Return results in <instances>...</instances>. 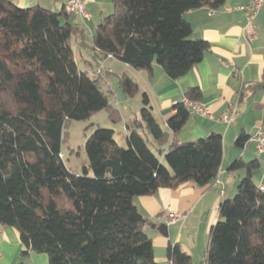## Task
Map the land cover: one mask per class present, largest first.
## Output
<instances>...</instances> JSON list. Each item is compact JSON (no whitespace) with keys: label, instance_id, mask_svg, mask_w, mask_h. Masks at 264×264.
Here are the masks:
<instances>
[{"label":"trees","instance_id":"1","mask_svg":"<svg viewBox=\"0 0 264 264\" xmlns=\"http://www.w3.org/2000/svg\"><path fill=\"white\" fill-rule=\"evenodd\" d=\"M113 3V13L90 37L66 8L54 12L0 0V226L19 232V264L31 252L46 254L49 264H159L145 232L149 220L135 199L188 183L211 187L218 178L223 136L180 141L178 134L192 115L184 102L175 104L164 130L146 93L127 147L118 144L114 130L97 126L85 144L89 166L80 174L65 164L69 122L87 121L103 110L114 123L122 121L99 80L80 69L72 43L90 50L98 67L112 57L152 74L157 63L177 80L210 49L207 41L191 38L186 13L218 10L225 0ZM120 85L128 98L139 93L127 74ZM248 89L264 91V72ZM202 95L200 87H191L184 99L201 102ZM248 140L241 136L236 144L244 147ZM160 148L167 166L157 155ZM258 165L242 159L232 163L231 170L245 169L246 176L235 197L220 205V220L209 234L208 264H264V190L253 179ZM168 258L192 264L178 245L169 247Z\"/></svg>","mask_w":264,"mask_h":264},{"label":"crops","instance_id":"2","mask_svg":"<svg viewBox=\"0 0 264 264\" xmlns=\"http://www.w3.org/2000/svg\"><path fill=\"white\" fill-rule=\"evenodd\" d=\"M10 1L21 8L40 5L61 12L68 0ZM83 1L90 19L84 21L73 17L72 20L81 23L92 35L96 27L113 13L114 3L113 0ZM251 1L225 0L224 6L218 10L203 7L186 13L185 18L193 28L191 38L207 41L210 49L200 63L177 80L170 79L157 63L154 64L152 74L136 70L112 57L104 60L101 65L107 66L106 73L116 76L114 70L119 68L124 71L122 76L127 74L138 83L139 92L148 95L152 112L164 130L168 129L167 121L175 114V104L184 100L189 88L200 87L203 92L201 102L212 106L215 119L191 115L179 132L178 139L188 142L211 133L223 136V162L218 182L215 181L207 188L188 183L178 189H160L155 195L135 199L137 207L149 220L147 235L153 240L155 259L159 264H168L171 245H178L191 258L192 264H199L206 259L211 228L220 220V205L232 198L246 176L245 169L231 170L235 160L257 162L259 165L253 179L257 186L264 185V155L256 151L251 140L259 130L264 129V91L252 92L248 89L251 84L262 80L264 72V8L250 25L245 13L237 9ZM89 63L93 65V62ZM100 68L97 66V71ZM239 91L244 92L243 98ZM117 98L116 104L111 100L110 103L121 114L123 130L128 135L140 113L132 107L134 98H128L120 92ZM231 105H237L238 115L231 124H226L222 118ZM138 108L141 111L142 102ZM114 119H118V116L115 115ZM241 136L249 137L244 147L236 144ZM172 137L162 147L164 150L168 149ZM172 212L186 213L187 219L168 225V236H164L158 230L162 224L157 222L156 217ZM22 249L19 232L12 227L0 226V264H19ZM24 261L25 264H49L46 254L35 252H31Z\"/></svg>","mask_w":264,"mask_h":264},{"label":"rangeland","instance_id":"3","mask_svg":"<svg viewBox=\"0 0 264 264\" xmlns=\"http://www.w3.org/2000/svg\"><path fill=\"white\" fill-rule=\"evenodd\" d=\"M89 36L91 37V32L89 33ZM72 46L74 48L80 69L87 72L89 77L92 79H98L102 91L109 96L110 100L114 104H116L118 101L117 94L119 92L121 94L123 93L120 85V77L124 71L117 68L114 70V72L117 73V76L116 74H108L106 73L107 66L105 65L97 71V66L91 57V51L78 49L74 42L72 43ZM90 61L93 62V65L91 66L89 63ZM133 98L132 107L140 113L138 107H140V103L142 102V92H139ZM97 126L114 130L115 139L118 144L122 147H127V132L123 130V123L112 122L108 118L107 112L104 110L96 113L87 121H71L66 129V141L62 148V156L64 157L65 164L71 172L82 174L83 168L89 166V159L86 153L85 144L87 138ZM157 155L160 157L161 162L167 166L164 158L160 156V152H157ZM236 193L237 192H235L232 198L235 197ZM145 232L146 234L149 233V227H146Z\"/></svg>","mask_w":264,"mask_h":264},{"label":"built area","instance_id":"4","mask_svg":"<svg viewBox=\"0 0 264 264\" xmlns=\"http://www.w3.org/2000/svg\"><path fill=\"white\" fill-rule=\"evenodd\" d=\"M66 11L75 18H82L84 21L90 19V15L87 13L85 3L83 0H68L66 3ZM264 8V0H252L250 3L240 6L237 9L245 13L248 24H252L257 18L261 10ZM186 109L192 114L201 116L210 120H214L213 109L211 105L204 104L202 102H194L189 99L183 100ZM238 115L237 105H231L229 111L223 115L222 121L226 124H231ZM252 142L255 144L256 151L259 154L264 155V129L259 130L253 137ZM218 182V180L216 179ZM261 190H264V185L260 186ZM224 194V192H222ZM222 194V195H223ZM187 219L186 213L172 212L170 214H161L156 217V220L160 224H175L183 222ZM168 264H175L173 259H169ZM199 264H208L206 259Z\"/></svg>","mask_w":264,"mask_h":264},{"label":"water","instance_id":"5","mask_svg":"<svg viewBox=\"0 0 264 264\" xmlns=\"http://www.w3.org/2000/svg\"><path fill=\"white\" fill-rule=\"evenodd\" d=\"M161 154V152H160ZM155 228V226H154ZM159 232L164 235V236H168V225L167 224H162L161 226L158 227Z\"/></svg>","mask_w":264,"mask_h":264}]
</instances>
